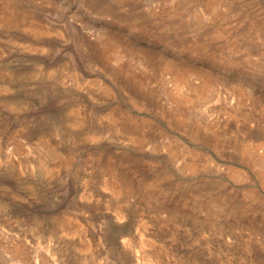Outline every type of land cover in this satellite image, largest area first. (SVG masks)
Masks as SVG:
<instances>
[{
    "label": "rangeland",
    "instance_id": "374dc122",
    "mask_svg": "<svg viewBox=\"0 0 264 264\" xmlns=\"http://www.w3.org/2000/svg\"><path fill=\"white\" fill-rule=\"evenodd\" d=\"M1 7L46 35L33 38L23 21L0 27V264H147L139 257L149 239L164 263L264 264L258 206L241 194L264 202V0H0ZM165 64L184 72L186 84L175 86ZM112 109L150 122L139 131L144 147L93 118ZM39 139L55 152L46 172ZM248 140L255 150L244 154ZM182 150L199 153L197 168L183 165L192 162ZM108 159L128 179L170 191L174 219L150 213L138 197L101 191L96 160L102 167ZM233 205L254 224L232 221L224 211ZM146 227H158L159 238Z\"/></svg>",
    "mask_w": 264,
    "mask_h": 264
},
{
    "label": "bare ground",
    "instance_id": "6f19581e",
    "mask_svg": "<svg viewBox=\"0 0 264 264\" xmlns=\"http://www.w3.org/2000/svg\"><path fill=\"white\" fill-rule=\"evenodd\" d=\"M171 4H173V3H171ZM23 11L22 12L19 11L20 13H22V16H24L23 15ZM28 19L29 18H18L17 19L16 13L13 12L9 7H1L0 8V27L1 28H5V29L16 28L17 25H18V22L19 21L20 22L23 21V22L27 23V28L25 29L27 31V34H29V35L31 34V36L33 38H39V37H42L43 35L44 36L46 35L45 34L46 32L43 33L44 31L42 30V28H41L42 26L39 23L35 22L34 20H28ZM27 43L28 44L25 47L27 50L33 51V50H36L37 49V46H34L33 43H30V42H27ZM37 45L40 46L39 44H37ZM39 50H41V49H39ZM143 55L144 54H142L140 52L137 53V56L139 58H143L144 57ZM146 57H148V55ZM151 59H152V57H150V60ZM164 69L166 71H168V74L170 75L169 77H171L170 79L176 84L175 86L179 87V86L183 85L186 82L185 81V74H183L184 72L177 71V70L175 71L174 69H172V66L169 65V64H165ZM70 76L73 77V79L75 80V83L78 85V81L76 79L77 77L75 78L76 75L75 76L70 75ZM203 83H205V80L204 79H203ZM191 89H192V87H191ZM254 102L255 101L253 100V103ZM263 110H264V108H263ZM92 117H93V115H92ZM93 118H96L97 121H99V122L102 121V120H104V119H105V121L107 120L108 123H109V126L107 127V130L110 129L114 133H116V132L117 133H121L120 136L122 137V139L124 141H127L128 143L135 144L138 147H144L145 144H146V142L148 141V140L145 139V137L143 135L144 133H142V131H141L142 134L139 132L141 130V128L144 127V125H147L148 123H150L149 121L147 122V120H145V119H137V118L131 117L130 115H127L125 113H121V111L120 110H117V109H112V110H110L109 112H107L105 114H101V113L100 114H96V116L93 117ZM102 131H103V128L101 127L99 130L97 129L95 132H92L91 140L96 139L98 137L97 134L98 133L100 134ZM157 141H159V140H157ZM174 143H175V141H174ZM243 143H242L243 145L240 146L241 149H242V152L244 154H246V153L247 154H251L253 152V149H254L253 146H252L253 144L251 143V141L248 140V141L243 142ZM170 144L172 146L175 145V144H173V142L172 143L170 142ZM254 144H255V142H254ZM35 146H36L37 149H40L43 152V159H41V161L39 163V167H38L39 168V172H46L45 167H44V162L46 160H50V159L54 158L55 157V152L53 151V149L47 147L46 144H44L41 139H39L37 141V143H36ZM177 146L178 145H175L173 147L175 148ZM258 146L259 145L257 144V147ZM251 149H252V152L250 151ZM169 151L171 153L172 158L174 159V155L176 156V154H175L176 151H174V153H173V151H171V149ZM182 151H183V154L186 153L185 155L189 158V162H192V164L191 163L190 164L189 163L186 164V161L187 160H185V162H183V165L185 167L186 166H190V165L191 166L192 165L195 166V164L199 162V155H198L199 153L198 152H197L198 153L197 154V153H194V152H186L187 150H182ZM96 163L98 165V167H96V169H97L96 170V172H97L96 178L99 179V187H100L101 191L107 192V194H109L112 197H114V196L115 197H119V196H121V197H127V195H129V197H132V198H135V199H137V197H138L139 199H142L144 203L147 202V205L145 204V206H148L149 205L148 207H151L152 208V210L150 211V213H158L159 212V213L165 214L166 215V217H165L166 220L165 219L164 220H165V222L167 221V223L170 220H173L174 219V212H173L172 207L174 206L173 204H174V200L175 199L172 196H170V194H169L170 191L168 192L166 189L164 190L163 187H162L163 189H158L157 188L158 186H154L152 184V182H154V181L149 182V180L148 181H146V180H143L142 181L140 179H138V180H132L131 178L128 179V177L122 172V170L118 166L114 165V163L111 161V159H108V161H106L105 163H102L101 164L102 167H99L100 164L97 162V160H96ZM194 169H193V171H194ZM229 172H230L231 177L235 176L237 179H242V180L245 179V176L243 174L237 173L234 169H229ZM262 177H259V180L260 179L262 180L260 182H261V185L264 187V177L263 178ZM160 188H161V186H160ZM167 189H168V187H167ZM122 193H125V195L122 194ZM241 194L243 195V197H247L248 200L253 201V203L255 202V205L258 206V212L257 213H259V219H258L259 220V224L258 223L257 224L259 226L261 225V227L263 226V230H262V232H263L264 231V202L261 199L259 200L258 197L256 196V194L253 191L244 192V194L242 192ZM163 195L164 196H167V197L164 198ZM171 195H174V194H171ZM159 196H161L163 198L162 199H159ZM184 200H182L181 198H179V202L178 203H182V205H184V202H185ZM230 203H232V202H230ZM209 204H210V202H206L204 204L202 202H199L198 207L199 208L202 207L204 209V205L206 206V205H209ZM211 205H212V202H211ZM207 209H208V207H207ZM242 210H244V207L243 206H240V207L237 208V207H234V205H233V206H230L229 207V210L227 212H226V209H225L224 213L227 214L229 217H231L232 221L233 220H237V221H240L243 224L244 223L243 222V219H248V224H243V225H248L247 227L253 225L254 224L253 223V220H251L253 218H251L249 220L248 216L245 213H242L241 212ZM113 215H114V218L117 221H120V220H122L124 218L123 211H122V209L120 207L119 208L117 207V209L114 210V214ZM141 223H142V221H141ZM258 225L256 227H258ZM252 228H253V226H252ZM254 228H253V230H250L249 229L250 230L249 231L250 234L253 235V236L258 235L259 234L258 231H260V230H258V228L257 229H254ZM150 230L148 231V228L146 227V229H144V232H146V233L148 232L149 237L152 238V239L159 238L160 230H159L158 227H154L153 229L150 228ZM141 234H143V233H141ZM247 235H249V233ZM261 235H263V234H261ZM141 242H142V240H141ZM148 243H149L148 244V250L145 251V252H143L144 249H145V246H144V249L142 250V252H140L142 254H141V256L139 258H143V260H146V263L147 264H170V263H164L163 262V260L159 256V250L156 249V246L152 242V240L149 239Z\"/></svg>",
    "mask_w": 264,
    "mask_h": 264
}]
</instances>
